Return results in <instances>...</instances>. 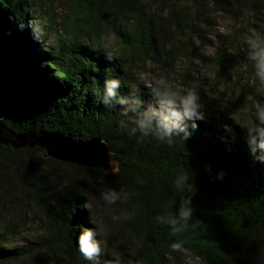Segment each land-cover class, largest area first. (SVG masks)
I'll return each mask as SVG.
<instances>
[{
    "label": "trees",
    "instance_id": "1",
    "mask_svg": "<svg viewBox=\"0 0 264 264\" xmlns=\"http://www.w3.org/2000/svg\"><path fill=\"white\" fill-rule=\"evenodd\" d=\"M64 2L71 21L50 16L48 27L54 34L67 27L66 36L47 42L35 27L41 9L34 0H0V122L16 134L102 139L117 170L0 144V207L10 212L0 229V264H117L102 250L91 189L101 197L120 193L127 214L112 249L143 235L145 256L134 262L165 264L185 252L196 264H264V0ZM218 20L225 32H214ZM212 41L217 50L209 58ZM184 45L215 66L217 85L233 83V103L214 98L203 111L194 88L199 107L189 118L173 101L192 85L177 82L179 91L144 81L152 65L166 73L181 64ZM109 80L119 81L115 97L107 95ZM168 120L176 124L171 135L162 127ZM186 199L192 215L185 227L179 215ZM23 204L42 216L35 240L19 241ZM86 229L101 247L92 259L80 251Z\"/></svg>",
    "mask_w": 264,
    "mask_h": 264
},
{
    "label": "rangeland",
    "instance_id": "2",
    "mask_svg": "<svg viewBox=\"0 0 264 264\" xmlns=\"http://www.w3.org/2000/svg\"><path fill=\"white\" fill-rule=\"evenodd\" d=\"M36 3V8L41 9V12L37 11L34 14L36 15L35 22L39 21L45 24V30L47 33V42H54L56 37L58 36H66V32L68 28L58 29V33L54 34L50 32L48 27V18L53 16L55 23H63L66 21L69 23L72 19V16L69 15L63 6L67 5L64 0H34ZM217 23H221L222 26H215L214 32H225L224 24L221 21H217ZM60 34V35H58ZM91 37H93V33H89ZM213 40V39H209ZM211 46L206 48L204 54L210 58L211 56H215V51L217 47L216 43L212 41ZM185 46V45H184ZM192 45H186L185 51L186 55L183 57V62L180 64L176 63L173 65V69L169 72L162 71L161 64H156L158 66H151L149 69V73L143 76L144 81L154 82L158 85L169 86L173 84L175 88L178 90H182L183 86H179V82H183L185 80L187 83L192 85L193 88H199L200 94L204 99L203 111H211V108L215 102L219 101L222 105H227V103H233V83L225 84H216L218 80H216V69L214 67H209V64L212 63L208 61V59L204 62L207 63V67L203 65V60L197 58V53L192 49ZM179 57V56H178ZM206 58V57H205ZM188 74L189 79H185L183 74ZM198 79V80H197ZM178 82V83H177ZM187 94V93H186ZM214 98L217 100L214 102ZM114 165V164H113ZM17 183H23L21 179L17 178ZM109 192V191H105ZM17 196H25L28 198V192H16ZM87 200L90 202L89 207L91 211V215L96 220V223L100 227V233L102 237V250L108 251L109 255L115 259L117 264L124 262L125 259L130 264H146L134 262L135 260H140L145 256L143 241H145V237L143 235L135 236L133 238L126 236L123 241L119 242V247L121 249H112V245H114V238L117 232V228L123 224V218L126 216L127 211L126 208H121L117 203L108 204L106 203L102 197L96 193L93 189L89 191V197ZM22 209H25L24 214H26L23 230L20 236V240L29 239L35 240L43 233L44 223L42 222V216L40 213L35 212L34 214L23 204ZM9 210L6 208L0 207V229L7 223V218H9ZM30 213V214H29ZM97 218V219H96ZM49 259H43L41 264L46 263ZM165 264H196V260L189 257L185 252L179 253L177 257H168L165 260Z\"/></svg>",
    "mask_w": 264,
    "mask_h": 264
},
{
    "label": "water",
    "instance_id": "3",
    "mask_svg": "<svg viewBox=\"0 0 264 264\" xmlns=\"http://www.w3.org/2000/svg\"><path fill=\"white\" fill-rule=\"evenodd\" d=\"M0 144L13 149H45L55 160L107 172H116L117 159L102 139L75 142L60 133L16 134L0 122ZM114 164V165H113Z\"/></svg>",
    "mask_w": 264,
    "mask_h": 264
},
{
    "label": "clouds",
    "instance_id": "4",
    "mask_svg": "<svg viewBox=\"0 0 264 264\" xmlns=\"http://www.w3.org/2000/svg\"><path fill=\"white\" fill-rule=\"evenodd\" d=\"M36 30L41 34V36L47 35L45 30V24L39 21L35 22ZM264 55V53H262ZM119 87L118 80H109L107 82V95L111 97L116 96L115 89ZM198 96L194 90H187V95L179 97V104L177 105L175 101H173L174 107L182 108L183 115H186L189 118H192L197 115V109L199 104L197 103ZM177 115L179 113H176ZM176 124L168 120L167 122H162L163 131L171 135L173 128ZM120 198V193L116 190H109V192L102 194V199L108 203H115L117 199ZM190 204V199H186L180 208L179 219L184 222V226H187V221L191 219L192 209L187 207L186 205ZM171 224L175 225L177 220L173 218L170 221ZM176 229H173V234L176 233ZM94 235V231L92 229H86L85 234L80 237V251L81 253L88 259H92L95 256H98L101 252L100 243L98 241L90 239ZM173 247H178L177 245H173Z\"/></svg>",
    "mask_w": 264,
    "mask_h": 264
}]
</instances>
